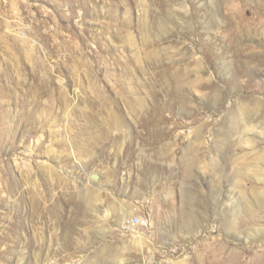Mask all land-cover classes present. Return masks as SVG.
I'll list each match as a JSON object with an SVG mask.
<instances>
[{"label":"rangeland","instance_id":"obj_1","mask_svg":"<svg viewBox=\"0 0 264 264\" xmlns=\"http://www.w3.org/2000/svg\"><path fill=\"white\" fill-rule=\"evenodd\" d=\"M0 264H264V0H0Z\"/></svg>","mask_w":264,"mask_h":264},{"label":"built area","instance_id":"obj_2","mask_svg":"<svg viewBox=\"0 0 264 264\" xmlns=\"http://www.w3.org/2000/svg\"><path fill=\"white\" fill-rule=\"evenodd\" d=\"M140 217L139 216H130L125 218L121 224L120 228L123 231H133L139 225Z\"/></svg>","mask_w":264,"mask_h":264},{"label":"bare ground","instance_id":"obj_3","mask_svg":"<svg viewBox=\"0 0 264 264\" xmlns=\"http://www.w3.org/2000/svg\"><path fill=\"white\" fill-rule=\"evenodd\" d=\"M133 236H134V241L133 242H135V243L140 245L142 236L140 234H138V233L133 235Z\"/></svg>","mask_w":264,"mask_h":264},{"label":"water","instance_id":"obj_4","mask_svg":"<svg viewBox=\"0 0 264 264\" xmlns=\"http://www.w3.org/2000/svg\"><path fill=\"white\" fill-rule=\"evenodd\" d=\"M91 178H92L93 180H97V179H98V175H97L95 172H93V173L91 174Z\"/></svg>","mask_w":264,"mask_h":264}]
</instances>
